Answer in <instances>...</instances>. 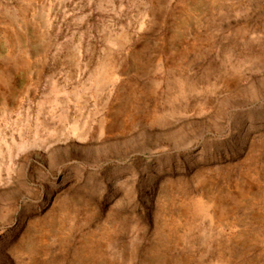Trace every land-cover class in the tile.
<instances>
[{
  "label": "rangeland",
  "instance_id": "374dc122",
  "mask_svg": "<svg viewBox=\"0 0 264 264\" xmlns=\"http://www.w3.org/2000/svg\"><path fill=\"white\" fill-rule=\"evenodd\" d=\"M0 264H264V0H0Z\"/></svg>",
  "mask_w": 264,
  "mask_h": 264
}]
</instances>
